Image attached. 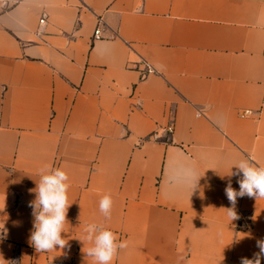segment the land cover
Masks as SVG:
<instances>
[{
    "label": "crops",
    "instance_id": "crops-1",
    "mask_svg": "<svg viewBox=\"0 0 264 264\" xmlns=\"http://www.w3.org/2000/svg\"><path fill=\"white\" fill-rule=\"evenodd\" d=\"M241 160L264 167V0H0V264H94L89 223L127 241L112 264L252 259L264 199L226 210ZM45 167L68 243L37 253Z\"/></svg>",
    "mask_w": 264,
    "mask_h": 264
},
{
    "label": "clouds",
    "instance_id": "clouds-1",
    "mask_svg": "<svg viewBox=\"0 0 264 264\" xmlns=\"http://www.w3.org/2000/svg\"><path fill=\"white\" fill-rule=\"evenodd\" d=\"M237 172L232 175L242 177L238 179L237 191L229 182L225 188V195L232 205L226 209L232 220L237 219L235 205L237 198L248 196L249 198L264 199V167H257L248 160H241L234 165ZM67 173L60 169L45 167L41 170L37 183L35 199L29 203L32 208L33 230L29 237V243L37 253L64 249L68 241L62 236L67 222L68 189L70 187ZM112 197L104 195L99 202L100 212L106 220L111 218ZM85 239L91 245L84 252L86 257L92 258L94 264H112L119 251L127 247V241L118 242L117 235L103 225L89 223L85 226ZM259 252L252 259L242 257L240 264H261L264 259V239L257 241Z\"/></svg>",
    "mask_w": 264,
    "mask_h": 264
},
{
    "label": "built area",
    "instance_id": "built-area-1",
    "mask_svg": "<svg viewBox=\"0 0 264 264\" xmlns=\"http://www.w3.org/2000/svg\"><path fill=\"white\" fill-rule=\"evenodd\" d=\"M41 22L43 23L44 20H42ZM100 36H101V29L97 28L96 31H95V34H94V38L98 39V38H100ZM142 64H145V66H146L145 70L142 73L143 77H146V76H148L150 74L155 73V70L153 69V67L149 63H147L146 61H142ZM245 115H247V116L251 115V112L247 111V112H245ZM172 132H173V127H170L169 128V133H172ZM239 216L242 218V213H239ZM241 225H242V222H241Z\"/></svg>",
    "mask_w": 264,
    "mask_h": 264
}]
</instances>
